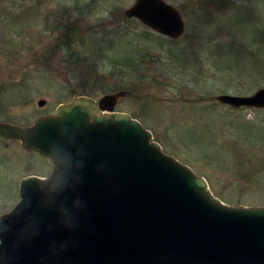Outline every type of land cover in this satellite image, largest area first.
I'll return each instance as SVG.
<instances>
[{
    "label": "rangeland",
    "instance_id": "1",
    "mask_svg": "<svg viewBox=\"0 0 264 264\" xmlns=\"http://www.w3.org/2000/svg\"><path fill=\"white\" fill-rule=\"evenodd\" d=\"M164 1L184 21L177 39L128 19L136 0H0V123L29 128L79 97L100 112L101 99L122 94L114 113L151 131L164 155L226 205L262 208L264 110L216 96L264 88V0ZM52 172L20 141L0 144V218L24 179Z\"/></svg>",
    "mask_w": 264,
    "mask_h": 264
},
{
    "label": "water",
    "instance_id": "2",
    "mask_svg": "<svg viewBox=\"0 0 264 264\" xmlns=\"http://www.w3.org/2000/svg\"><path fill=\"white\" fill-rule=\"evenodd\" d=\"M125 16L170 39L185 32L164 0H136ZM121 96L99 101L104 115L79 97L29 128L0 123L2 145L18 140L53 164L49 179L22 181L0 218V264H264V209L213 199L140 122L114 113ZM217 100L264 109V88Z\"/></svg>",
    "mask_w": 264,
    "mask_h": 264
},
{
    "label": "trees",
    "instance_id": "3",
    "mask_svg": "<svg viewBox=\"0 0 264 264\" xmlns=\"http://www.w3.org/2000/svg\"><path fill=\"white\" fill-rule=\"evenodd\" d=\"M75 31L73 30L72 32H69V30L66 31L65 37H64V44L67 45L68 42L72 41V37H70V33H74ZM128 63V62H126Z\"/></svg>",
    "mask_w": 264,
    "mask_h": 264
},
{
    "label": "bare ground",
    "instance_id": "4",
    "mask_svg": "<svg viewBox=\"0 0 264 264\" xmlns=\"http://www.w3.org/2000/svg\"><path fill=\"white\" fill-rule=\"evenodd\" d=\"M109 112L105 111L104 114H108Z\"/></svg>",
    "mask_w": 264,
    "mask_h": 264
}]
</instances>
